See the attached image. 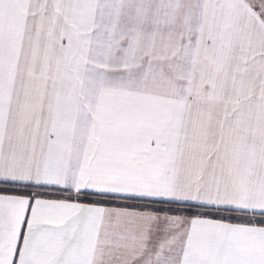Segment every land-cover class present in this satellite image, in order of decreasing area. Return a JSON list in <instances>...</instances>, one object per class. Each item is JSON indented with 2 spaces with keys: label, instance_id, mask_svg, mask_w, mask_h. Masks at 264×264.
<instances>
[{
  "label": "snow or ice",
  "instance_id": "obj_1",
  "mask_svg": "<svg viewBox=\"0 0 264 264\" xmlns=\"http://www.w3.org/2000/svg\"><path fill=\"white\" fill-rule=\"evenodd\" d=\"M0 264H264V0H0Z\"/></svg>",
  "mask_w": 264,
  "mask_h": 264
},
{
  "label": "crops",
  "instance_id": "obj_2",
  "mask_svg": "<svg viewBox=\"0 0 264 264\" xmlns=\"http://www.w3.org/2000/svg\"><path fill=\"white\" fill-rule=\"evenodd\" d=\"M43 195H45V196H61V195H64V194L63 193H60V192H51V193H43ZM104 202L106 204H109V205H120V204H124V203H132V201H130V200H123V199L106 200ZM152 207H166V206L154 205ZM257 219H258V217H257Z\"/></svg>",
  "mask_w": 264,
  "mask_h": 264
},
{
  "label": "trees",
  "instance_id": "obj_3",
  "mask_svg": "<svg viewBox=\"0 0 264 264\" xmlns=\"http://www.w3.org/2000/svg\"><path fill=\"white\" fill-rule=\"evenodd\" d=\"M167 207V206H166ZM174 211H177V212H183V211H187L186 209H174ZM192 211H195V209H193Z\"/></svg>",
  "mask_w": 264,
  "mask_h": 264
}]
</instances>
